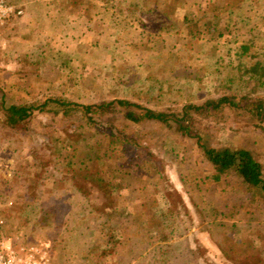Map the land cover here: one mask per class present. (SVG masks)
<instances>
[{"label":"rangeland","instance_id":"rangeland-1","mask_svg":"<svg viewBox=\"0 0 264 264\" xmlns=\"http://www.w3.org/2000/svg\"><path fill=\"white\" fill-rule=\"evenodd\" d=\"M2 1L12 8L0 21V92L10 103L50 98L89 105L100 99L120 98L162 112L185 104L199 105L230 93L232 90H226L230 88L239 87L251 97L264 96V85L257 75L234 72L235 63L226 54L230 44L225 39L228 22L240 14L243 21L248 10L254 16L263 14L264 0H228L229 8L221 6L220 0H187L197 3L188 10L178 8L181 0H147L142 6L144 15L139 11L120 13L117 6H103L101 0ZM155 1L159 6L153 5ZM242 1L243 12H233ZM151 5L160 10L147 12ZM199 5L206 11V5L218 7L211 15L221 19L217 27L221 38L206 32L189 35L183 17H195L190 9L196 11ZM17 9H22L20 14L15 13ZM226 13L232 14L230 20ZM138 15L142 16L136 20ZM142 21L148 29L141 26ZM254 23L259 27L254 32L257 45H264V25L258 19ZM201 24L208 26L207 20ZM159 26L167 27L166 32L158 31ZM238 94L241 98L243 93L239 90ZM44 111H35L28 130L19 135L0 128V218L4 222L0 241L15 246L47 241L53 264H83L81 255L89 248L106 253V264H151L152 246L146 244L151 233L146 230L154 222L149 219L173 214L175 222L164 221L167 231L172 227L176 233L169 243L196 249L199 254L192 260L176 252L170 264H264V198L246 190L234 177L213 181L214 171L194 142L158 123L136 124L122 119L116 127L134 144L122 140L108 145L102 141L100 156L104 159L95 169L102 179L119 185L115 202L126 208L128 216H116L108 229L101 228L98 216L89 217L87 209L91 204L100 206L99 212L105 211L107 206L100 204L108 197L91 192V185H95L84 180L76 165L72 169L79 174L74 181L90 195L85 200L73 197L67 201L74 191L68 174L64 176L54 164L66 166L72 152L63 148L68 138L77 141L81 134L86 140L92 136L108 138L110 130L99 119L81 129L84 121L78 108L64 116H53L51 107ZM242 114L226 109L209 119L200 114L193 117L206 145L245 148L264 164V125L263 129H253L247 115ZM44 145L46 155L54 150L53 164L46 166L50 178L41 186V201L32 202L26 183L15 178L34 172V167H26L33 162L29 155L32 148L41 152ZM83 156L73 163H80ZM118 165H124L123 171L131 169L134 181L130 188L119 176L116 180L113 172ZM47 215H52L51 221H46L48 226L37 223ZM135 215L139 216L137 223L132 220ZM132 233L137 236L134 241L127 238Z\"/></svg>","mask_w":264,"mask_h":264},{"label":"trees","instance_id":"trees-1","mask_svg":"<svg viewBox=\"0 0 264 264\" xmlns=\"http://www.w3.org/2000/svg\"><path fill=\"white\" fill-rule=\"evenodd\" d=\"M112 1H115L116 3L114 4ZM227 1L228 0H220V5L224 6L225 8H229L230 6H232L226 4ZM101 2L103 3V6H107L109 8H114L115 6H117L120 13H124V11H126L128 12V14H132L133 12L137 13V11H139L141 12L140 14L144 15L145 12L142 11V6L144 2H147V0H101ZM194 2L188 3L187 0H181L178 8L188 10L192 5L197 6V3ZM153 5L159 6L157 4V1H155ZM154 6L151 5L147 12H155V10H160L158 7ZM201 6L203 5L201 4ZM243 6L244 3L242 1L239 7H235V9H233V12L234 10L237 14L243 12ZM198 7L199 8L196 11H194L193 8L190 9L195 13V17L188 18L187 15H184L183 17V23L189 29V35H198L206 32V34L209 35L217 34L218 38H221L223 35L220 33V30H217V27L220 25L219 23L221 19L216 14L211 15V13H214L218 9V7L208 8L206 5L205 8H207V11L204 9L201 10L200 5ZM21 10L22 9H17L15 13L20 14ZM200 12L201 14H198ZM225 15L227 17L226 19L228 20L229 18H231L230 16L232 14L226 13ZM141 16L142 15H138L136 20ZM241 17V14L238 15L236 19H234V21L228 22V25L225 26L228 32V35L225 39L227 40V43L230 44L229 46H227L226 54L230 56L231 61L233 59L232 62H234L235 65L232 69L234 70V72H236V74H255L258 76V81L260 82V84L264 85V45H257L256 36L254 34V32L259 28L258 25L254 23V21L258 19V21L260 22L259 24L264 25V13H260L259 15L254 16V14H252V12L248 10L246 19L241 21ZM206 20L208 26L204 28L205 25L201 23L202 21ZM141 26L145 29H148V25L145 21H142ZM166 29L167 27L165 26L158 27V31L166 32ZM242 31H244V33ZM229 81L234 83L233 79H229ZM238 88L226 89L227 91H232L227 94H222L216 98L206 99L199 105L192 103L185 104L176 110L162 112L153 111L148 107L139 105L138 103H134L128 99L120 98L100 99L96 103L89 105L67 103L60 99L50 98L42 102L36 101L35 103L29 104H16L8 102L5 93L0 92V128H6L8 129L9 133H13L16 135L24 133L28 130L31 121L35 116L34 112H46L44 110H46V108L48 107L54 108L55 113L53 116H59L60 114L64 116L69 114L71 110L78 108L84 121L81 129H85V124H94L95 119L101 120L103 122L102 124L104 128L110 130V137L94 139L92 136L90 140H86L83 139L81 134V136L77 135V137L79 138L77 139V141H71L70 138H68V141H65L67 145H65V147L63 148L65 150H69V153L70 151H72L71 153L73 154L70 153L71 155H68L65 167H63L62 165L60 166L57 163L54 164V166L55 169L57 168V170H59V172L62 171L64 176L68 174L66 178H68L69 180L70 189H72L74 192L73 194L68 195L67 201L68 199H71L73 197H78L79 199H82L83 197V199L85 200L89 198L90 195H87L84 192V189L81 188L78 183H76V181H74L76 176L79 174L78 171L72 169L76 168V165H78V167L80 168L79 170L84 173V180L89 179L92 181L90 183L96 186L95 187L91 185L90 191H93L95 193L100 192L102 194L101 197H108L105 204H100L101 207L105 205L107 206L104 209L105 211L99 212V210L101 209L99 208L100 206L96 207L94 205L92 206L91 204H89V208L87 209L89 217H93L94 215L98 216L97 220L100 224V227L108 229L112 218L116 216H128L126 208L121 207L122 205H118V203L115 202V199L117 197L115 195V190H118L119 185H117L113 181L109 182L108 180L102 179V177L98 175V164L104 159L103 156H100V151L103 147L102 141L106 140V143L108 145L112 143H122V140L134 144L133 139H131L130 137L127 138L128 135L123 134L122 130H119V128L116 127L119 120L122 119L136 124H143L147 122L158 123L173 134H179L182 137L193 141L194 146L201 151L204 159H206L212 167L214 171L212 176L213 181L218 182L223 177H234V179L237 180L242 186H244L246 190L253 191V193L258 194L264 198V164L261 163V161H259L250 150L245 148H214L206 145L205 143H203L202 135L198 126L199 122L196 123L195 118L193 117L196 114H200L205 115L207 118H211L214 117V114L216 115V112H220L223 110L225 111L226 109L234 111L238 110L247 115L249 126H251L253 129H263L264 96L251 97L248 93ZM239 90H241V92L243 93L241 95V98H237L239 96ZM135 110H139L140 113H136ZM56 119L57 117L52 118V120ZM142 148L144 149L145 147ZM46 149L47 145L43 146L41 152L40 150L37 151V149L34 150L32 148L33 151H31L29 156L31 157L33 162L32 165L29 162L30 164L28 163L26 167H34V172H26L23 173V175L17 176L15 178V180L26 183L25 186L27 193L28 191L33 193V190H36L34 194L30 193L29 197L31 198L32 202L34 200L41 201L43 197V192H40V190L42 189L41 186L45 179L50 178L48 170H46V166L51 163L53 164L52 156L54 150L52 152V155L51 153H48L49 155H46L44 152V150ZM80 154H84V156L80 159V163H73L74 159L79 157ZM105 157H107V155ZM95 167L98 168L95 169ZM122 167H124V165H118V167H115V171L113 172L114 176L116 180L119 176L121 179L120 181L124 183V186H128L127 188H130L131 186H133L132 182L134 181L131 169L128 168L123 171ZM65 168L70 169V171L72 169L73 172L69 173L70 171H66ZM93 169H95V171H93ZM106 170L108 172L110 171L108 166ZM159 170L160 176L162 178L163 171L160 168ZM115 204H117L118 206H115ZM35 208L36 207L33 206V209ZM175 215L177 216V212H175ZM50 217H52V215L42 216L37 223L40 222L43 223V226H48V223L51 221ZM161 217L162 219H158L156 221H154V218L149 219V221H152L154 223L149 225L148 229L146 230L147 233H151L150 237H148V239L146 240V244H148V246H152L149 248V262H151V264H170V260L175 257L174 254H176V252H180L179 257L188 256V258L194 260L199 254L196 249L192 250L190 247L184 246L176 247L172 243H169V241L175 239L176 233L172 232V227L169 231H167L169 228L168 225L164 224V221L166 219L171 222H175L176 219L174 215L162 214ZM132 220L134 223H137L139 221V216H133ZM46 221H48V223ZM67 230H69L70 232H75V229H69L68 227ZM136 232L138 233L140 232V230H136ZM155 232L156 234L152 235V233ZM67 235L68 234H66L65 232V236ZM179 235L182 236V232H180ZM127 238L130 241H134L136 240L137 236L135 233H132L131 235L127 236ZM107 245H109V242ZM98 247L101 248L102 246ZM87 250V252H84L81 255L83 264H87L88 261H90L92 264H106V253H98L97 251V253H94L90 251V248ZM240 262L236 264H248L243 263V261L242 263Z\"/></svg>","mask_w":264,"mask_h":264},{"label":"built area","instance_id":"built-area-1","mask_svg":"<svg viewBox=\"0 0 264 264\" xmlns=\"http://www.w3.org/2000/svg\"><path fill=\"white\" fill-rule=\"evenodd\" d=\"M12 12V8L0 0V21ZM0 218V230L3 227ZM51 245L40 241L28 246H15L9 241H0V264H53L50 257Z\"/></svg>","mask_w":264,"mask_h":264}]
</instances>
